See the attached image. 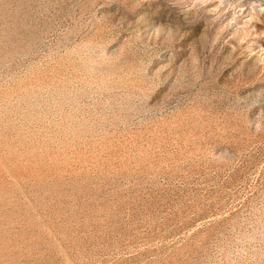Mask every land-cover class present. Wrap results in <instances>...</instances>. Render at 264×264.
Masks as SVG:
<instances>
[{
    "label": "rangeland",
    "instance_id": "1",
    "mask_svg": "<svg viewBox=\"0 0 264 264\" xmlns=\"http://www.w3.org/2000/svg\"><path fill=\"white\" fill-rule=\"evenodd\" d=\"M0 264H264V0H0Z\"/></svg>",
    "mask_w": 264,
    "mask_h": 264
}]
</instances>
